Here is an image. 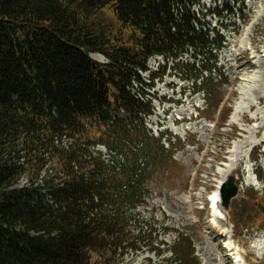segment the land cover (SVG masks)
Instances as JSON below:
<instances>
[{
  "label": "trees",
  "instance_id": "trees-1",
  "mask_svg": "<svg viewBox=\"0 0 264 264\" xmlns=\"http://www.w3.org/2000/svg\"><path fill=\"white\" fill-rule=\"evenodd\" d=\"M231 8L225 0L207 9L202 0H0V264H123L141 242L154 250L156 228L144 229L136 210L172 151L164 132L145 126L152 107L132 83L161 55L204 94L211 117L227 77L217 65L224 38L206 17H233ZM161 77L153 71L150 81ZM62 138L73 142L58 145ZM97 142L123 155L118 169L92 156ZM44 155L55 176L37 183ZM23 176L29 186L14 187ZM169 251L165 264H199L187 235Z\"/></svg>",
  "mask_w": 264,
  "mask_h": 264
},
{
  "label": "rangeland",
  "instance_id": "rangeland-1",
  "mask_svg": "<svg viewBox=\"0 0 264 264\" xmlns=\"http://www.w3.org/2000/svg\"><path fill=\"white\" fill-rule=\"evenodd\" d=\"M228 1L231 5L235 4V9L240 2L245 4L244 11L249 23L245 26L236 19V24L230 31L221 30L227 44L220 52L219 65L228 78L227 84L221 88L222 93H225L223 100L227 106L223 118H219L221 127L215 128L203 117H196L195 109L203 104L202 95L192 96L190 92L183 95L182 87L186 83L174 76L171 70H166L168 76L162 82L154 84L150 92L156 94L153 99L156 113L150 119V127L156 129L159 125L161 129H167L180 139V144L174 155V162L164 172V176L156 178V182L143 197L144 204L136 211L141 216L139 221L144 229L148 225L156 228L155 237L157 241L164 243L159 245L166 251L164 255L158 256L148 249L145 242H141L139 250L128 252L123 264H162L170 256L167 249L179 231H184L192 238L202 264H230L225 247L231 245L230 236L233 231L226 210L222 209L221 219L211 220L212 225L210 217L198 215L196 209L205 205L206 195L222 179L224 163L232 156L238 159L236 167L234 165L235 172L240 169L243 174L241 178L236 174L239 193L253 188L258 194L251 196L249 203L264 205V184L256 179L251 163V174L247 178L245 175L250 149L261 145L264 140V121H261L264 119V0ZM211 3L213 2L210 0L205 1L206 6ZM214 23L216 20L212 18V26ZM92 58L98 62L106 61L99 54H93ZM158 61L159 58H150L148 68L155 69ZM147 75L148 72L142 74L146 81ZM169 83L174 88L171 89ZM177 100L179 104L175 103ZM214 117L216 121L217 113ZM254 125H258V128L253 129ZM235 132L234 140L225 148L226 139ZM63 143L68 146L71 140L63 139ZM95 149L99 150L97 147ZM48 158L44 155L45 174H49L47 170L54 172V164ZM261 165L264 168L262 159ZM246 169L250 172L248 166ZM25 180L23 176L19 186ZM260 220H264V210H252L249 223L255 224ZM132 224L135 226L133 222ZM237 239L235 242L238 241L236 244L239 252L242 255L251 254L252 264L264 263V256L260 259L264 251V231L252 236H238Z\"/></svg>",
  "mask_w": 264,
  "mask_h": 264
},
{
  "label": "water",
  "instance_id": "water-1",
  "mask_svg": "<svg viewBox=\"0 0 264 264\" xmlns=\"http://www.w3.org/2000/svg\"><path fill=\"white\" fill-rule=\"evenodd\" d=\"M221 192L223 205L226 207L229 202V199L234 196L237 192V187L234 185L233 177H230L228 181L223 185Z\"/></svg>",
  "mask_w": 264,
  "mask_h": 264
},
{
  "label": "bare ground",
  "instance_id": "bare-ground-1",
  "mask_svg": "<svg viewBox=\"0 0 264 264\" xmlns=\"http://www.w3.org/2000/svg\"><path fill=\"white\" fill-rule=\"evenodd\" d=\"M261 121H264V119H262ZM257 127H258V125H254L253 129H256ZM235 164H236V159L234 156H232V158L229 159V162L224 165L225 169L223 170L224 173L222 172L223 175L226 176V175L230 174L231 171L233 170V167ZM212 208L219 210V208H220L219 203H217L215 206H213V203H212Z\"/></svg>",
  "mask_w": 264,
  "mask_h": 264
},
{
  "label": "clouds",
  "instance_id": "clouds-1",
  "mask_svg": "<svg viewBox=\"0 0 264 264\" xmlns=\"http://www.w3.org/2000/svg\"><path fill=\"white\" fill-rule=\"evenodd\" d=\"M209 199H210V201H212L213 206H215L218 202H220L221 195L219 192H215L209 197Z\"/></svg>",
  "mask_w": 264,
  "mask_h": 264
}]
</instances>
